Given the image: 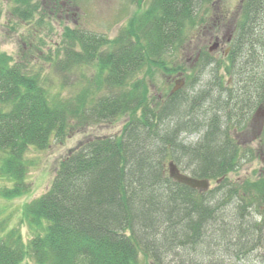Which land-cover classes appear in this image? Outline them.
Masks as SVG:
<instances>
[{
	"label": "trees",
	"instance_id": "trees-1",
	"mask_svg": "<svg viewBox=\"0 0 264 264\" xmlns=\"http://www.w3.org/2000/svg\"><path fill=\"white\" fill-rule=\"evenodd\" d=\"M14 1L24 7L18 16L29 19V0ZM210 1L150 0L112 39L65 27L63 49L41 56L50 58L48 72L0 52L1 198L29 192V149L45 150L80 127L131 114L118 136L85 140L60 159L46 192L22 206L34 229L45 223L44 232L35 230L26 245L17 230L0 237V264L28 257L34 264H138L140 253L153 264L178 253V264H234L225 255L246 264L264 248V175L226 179V195L205 197L171 179L166 168L173 161L192 176L220 179L253 159L250 147L220 130L219 112L231 120L238 111L242 124L264 105V0L239 2L226 61L205 52L209 62L199 58L184 89L149 95L138 77L180 70L171 65L172 53L190 39ZM218 63L236 86H225L222 75L213 82L195 74L213 77ZM92 65L91 79L81 73L75 81V70ZM245 91L254 96L233 99ZM247 104L248 114L239 108ZM191 134L187 144L183 137ZM258 142L264 150V127Z\"/></svg>",
	"mask_w": 264,
	"mask_h": 264
},
{
	"label": "rangeland",
	"instance_id": "rangeland-1",
	"mask_svg": "<svg viewBox=\"0 0 264 264\" xmlns=\"http://www.w3.org/2000/svg\"><path fill=\"white\" fill-rule=\"evenodd\" d=\"M142 1L143 0H29L30 7L33 11L29 14V19H22V17L20 18V16H18V12L20 13L23 11L24 7L17 5L14 0H0V52L12 56L13 60L27 61L30 65L32 64V66L41 63L44 65L42 66L44 72H48L49 63L45 59L50 58L41 59V56L42 54H50L53 58L57 50L60 51L63 49L65 27H76L86 31L89 30L93 33L104 34L108 39H112L117 35L119 30L127 24L128 20L133 15L137 14L136 12H139ZM239 2H241V0H211L207 8H205V11L203 10L198 14L199 19H197L199 21L196 24V28H193V32L191 33L190 31V39L179 47L176 53H172L171 61L173 62L171 65L180 68L179 71L178 69L174 70L175 74L170 75L172 78H166L165 74H162L160 71H157L154 77H150L146 72L139 74L138 77L141 78L144 76V80L148 84L149 95L160 94L163 96L165 93H168L175 80L183 75V71L186 70L184 75H186L185 78H188V75H192L198 70L194 69L192 66L199 58H202L201 60L203 62L208 63L209 59L204 55L205 49L207 48L212 49L216 59H218L220 55L221 60H223L222 52H229L231 49V41L235 30L233 27L234 18H232V16L237 14L236 11ZM228 26L233 27V30H225ZM215 37L218 38L220 45L216 42L214 43ZM247 47L245 52L248 50ZM197 54H199L198 58L196 56ZM242 55L243 59L245 56L249 59V56L252 54L248 51V53ZM221 65V68L218 69V63L213 77H208V75L206 73L203 74L201 70L195 74L199 73V75H202L200 77L201 80L209 78V81L215 82L223 78L225 86H236L237 80L233 81L227 71L223 69L224 63H221ZM95 69L96 67H94V65L85 68L79 67L78 74L77 70H75V81L79 80L82 76L81 73L86 79H91L95 74ZM259 70L258 72H261ZM76 74L78 76H76ZM219 75H222V77L217 79ZM196 82L197 80L193 82V84ZM201 84L202 81L195 86V90H199ZM248 84H250L249 80L247 82L245 81L242 87L246 89ZM188 89H190V87ZM195 93H192V96ZM251 94V91H245V93L241 92V94H235L233 99L241 100L249 96L253 97L254 95ZM248 105L249 104L246 106H239V108L241 107L242 111L248 114ZM260 107L262 109L264 108L262 104ZM203 109L205 110V107L201 109L202 111L196 112V114L201 116L200 113H203ZM216 112L218 113L219 111ZM237 112L238 111H236L234 115H231V120H229L227 114L222 116V113L219 112L221 115L220 130L224 131V134L228 132V134L234 136V140H238L245 148L250 147L248 149L253 151V159L245 160L237 170L227 173V176H223L221 179H211L207 190H197V193H200V195H202V193L205 194V197H207L208 194H212L211 196H213L214 193L226 195L227 191L224 186H227L225 184H229L226 183V179L230 183L239 182L245 178L251 181H257L258 179L256 178L264 175V150L258 143V136L261 134L264 127V111L258 110L256 118H253L252 121H245L242 124H239L243 121H239V114H237ZM239 113L241 114V112ZM245 114L243 113V115ZM130 117L131 114L126 113L113 122L104 121L80 127L61 142L53 140L45 150L29 149L26 157L32 164L26 178L29 180L30 190L19 197L8 199L0 197V237L3 238L10 231L17 230L20 233L21 241L26 245L30 238H33L36 234L34 232L35 230L44 232L45 223H41L40 227L34 229L31 222L22 215V206L46 192L54 177L60 159L64 157L69 150L77 147L85 140L103 136H118ZM196 135L197 138L203 136L204 131L201 130V132ZM183 138L187 144L194 142L193 134ZM197 138H195V140ZM181 161L185 163L184 165L186 166L185 159H181ZM178 167L179 169L181 168L179 165ZM181 172L190 174V171L185 168H183ZM3 180L0 178V187L3 186ZM7 185L8 183L6 181V186ZM262 207H264V204ZM260 211H262L261 207ZM178 257L179 253L173 256L171 255L167 259L163 258L159 263L178 264L180 261ZM192 258L195 260L197 257L193 256ZM222 258H224L226 263H229V260L233 261L234 264L243 263V257L229 258V255H225ZM251 258L252 260L250 263H245L264 264V248L260 247L257 249ZM151 259L152 257L150 258L148 255L140 253L138 264H153ZM198 262L205 263L204 260L199 258ZM23 264H34V262L28 257L25 258Z\"/></svg>",
	"mask_w": 264,
	"mask_h": 264
},
{
	"label": "water",
	"instance_id": "water-1",
	"mask_svg": "<svg viewBox=\"0 0 264 264\" xmlns=\"http://www.w3.org/2000/svg\"><path fill=\"white\" fill-rule=\"evenodd\" d=\"M169 176L174 180L186 184L191 188H199V189H207L208 188V181L205 179H196L185 174L179 173L177 168L173 163H169L168 166Z\"/></svg>",
	"mask_w": 264,
	"mask_h": 264
},
{
	"label": "flooded vegetation",
	"instance_id": "flooded-vegetation-1",
	"mask_svg": "<svg viewBox=\"0 0 264 264\" xmlns=\"http://www.w3.org/2000/svg\"><path fill=\"white\" fill-rule=\"evenodd\" d=\"M149 2H150V0H143L142 2H141V4H140V11L142 12L146 7H148L149 6ZM229 30V31H232L233 30V27H226V29L225 30ZM229 39V38H228ZM218 43L219 45H220V43H219V41H218V38H216L215 37V41H214V43ZM218 45V46H219ZM209 51H211V54H213V51H212V49L211 48H209L208 49ZM222 58L225 60V56H227V54H228V52L227 51H223L222 52ZM197 56H198V54H197ZM219 57H221L220 55H219Z\"/></svg>",
	"mask_w": 264,
	"mask_h": 264
}]
</instances>
